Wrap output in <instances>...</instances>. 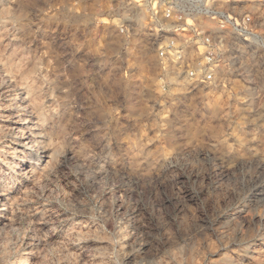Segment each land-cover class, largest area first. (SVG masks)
Listing matches in <instances>:
<instances>
[{"label": "rangeland", "instance_id": "374dc122", "mask_svg": "<svg viewBox=\"0 0 264 264\" xmlns=\"http://www.w3.org/2000/svg\"><path fill=\"white\" fill-rule=\"evenodd\" d=\"M249 9L262 40L199 84L162 74L138 0H0V264H264Z\"/></svg>", "mask_w": 264, "mask_h": 264}, {"label": "built area", "instance_id": "2783aa9c", "mask_svg": "<svg viewBox=\"0 0 264 264\" xmlns=\"http://www.w3.org/2000/svg\"><path fill=\"white\" fill-rule=\"evenodd\" d=\"M251 1L264 0H138L162 74L207 84L225 64L228 37L259 44Z\"/></svg>", "mask_w": 264, "mask_h": 264}, {"label": "bare ground", "instance_id": "6f19581e", "mask_svg": "<svg viewBox=\"0 0 264 264\" xmlns=\"http://www.w3.org/2000/svg\"><path fill=\"white\" fill-rule=\"evenodd\" d=\"M262 40V37L260 38V41ZM21 121V120H20ZM32 127V126H31ZM31 127H30V129L29 130H33V129H31ZM26 132H28L27 130H26V128H20V130H19V133L26 139V144H29V146H30V149L31 148H33L34 147V145H36V141H34V139H32V138H30V136H25L26 135ZM32 137V136H31ZM25 144V145H26ZM34 149H36V148H34ZM22 156H20L19 155V157H18V161H17V163H16V165H17V169L19 168V165H21L22 163H23V161H24V159L25 158H21ZM24 170V169H23ZM7 205V204H6Z\"/></svg>", "mask_w": 264, "mask_h": 264}]
</instances>
